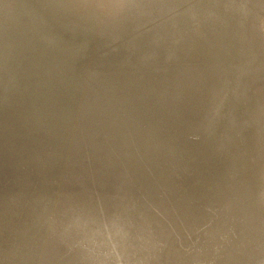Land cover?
<instances>
[{"label":"bare ground","instance_id":"6f19581e","mask_svg":"<svg viewBox=\"0 0 264 264\" xmlns=\"http://www.w3.org/2000/svg\"><path fill=\"white\" fill-rule=\"evenodd\" d=\"M134 1L132 14L142 24L137 35H147L138 54L141 62L107 56L110 63L119 62L103 73L126 74V86L137 91L131 100L142 110V131L153 132L145 141L154 147L140 157L157 165L142 173L113 157L108 161L117 172L87 162L70 167L54 148L47 154L45 174L60 176L47 170L61 171L62 164L70 170L69 180L24 194L13 214L0 209V264H264V147L258 140L264 124V109L259 110L264 40L259 23L251 31L258 40L244 42L253 6L264 12V0H248L241 9L242 0L237 7L217 0L202 28L186 24L183 12L180 20L179 0ZM122 5L119 15L129 13ZM185 7L182 2L180 10ZM118 20L109 19L106 30L125 33ZM81 25L73 21L67 27L72 39L58 43L55 54L63 61L76 55L73 44ZM161 32L163 40L148 39ZM124 38L135 40L131 34ZM162 45L169 60L158 55ZM16 138V146L46 154L18 131Z\"/></svg>","mask_w":264,"mask_h":264},{"label":"water","instance_id":"95a60500","mask_svg":"<svg viewBox=\"0 0 264 264\" xmlns=\"http://www.w3.org/2000/svg\"><path fill=\"white\" fill-rule=\"evenodd\" d=\"M179 1L180 20L183 12L186 24L191 21L201 28L211 15L209 11L219 6L217 0ZM238 1L226 0L225 5L237 7ZM247 1H241L240 9ZM182 2L187 7L180 10ZM121 4L129 13L119 15L122 10L119 13L117 10ZM134 7V0H0V22L5 24L0 26L1 211L13 214L24 194L40 192L59 181L69 180L66 173L70 170L65 172L66 166L62 164L61 171L47 170H57L60 176L48 178L45 174L47 154H54V148L58 151L56 155H65L64 160L70 167L75 162H87L117 172L108 161L113 157H121L142 173L144 168L157 165L148 157H140L154 147L150 140L145 141L151 139L153 132L142 131V110L136 109L131 100L137 91L126 86V74L111 70L103 73L119 62L110 63L104 58L107 56L120 57V62L125 59L128 64L141 62L138 54L147 35H137L142 24L132 14ZM106 13L112 17L105 16ZM114 18L119 19L118 26L125 33L118 35L117 30L112 33L106 30L105 23ZM263 18L264 12L254 5L248 17L251 21L244 30V42L257 41L259 32L264 40ZM76 20L82 24L79 28L82 33L73 44L78 51L73 58L63 61L55 54L56 47L60 40L72 39L73 32L67 27L70 29ZM257 23L260 24L258 33L253 38L251 31ZM250 26L253 29L249 30ZM130 34L135 38L132 43L124 38ZM164 36V32L150 33L148 39L163 40ZM162 54L169 60L164 45L158 55ZM124 94L129 97L125 99ZM249 99L250 93L246 94L247 116L250 115ZM261 108L264 109L263 104H259ZM261 112L264 111L261 109ZM146 116L151 120L152 113ZM259 129L262 132L258 130V140L264 147V124ZM15 131L21 137L32 139L38 145L37 150H44L46 154L35 153L24 145L16 146L18 138L12 139ZM139 163L144 165L142 169L138 168ZM44 180L51 182L44 183Z\"/></svg>","mask_w":264,"mask_h":264}]
</instances>
